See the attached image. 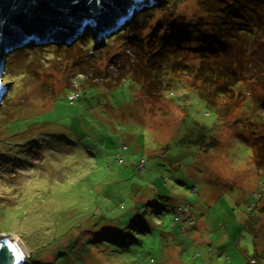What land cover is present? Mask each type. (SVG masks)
<instances>
[{"label": "rangeland", "instance_id": "obj_1", "mask_svg": "<svg viewBox=\"0 0 264 264\" xmlns=\"http://www.w3.org/2000/svg\"><path fill=\"white\" fill-rule=\"evenodd\" d=\"M152 1L160 3L134 11L111 36L99 39L90 28L72 40L93 31L87 45L66 51L49 49L55 41L30 40L5 56L0 236L14 234L32 251L25 264H206L214 255L226 264L231 255L211 237L226 225L234 228L237 218L238 236L250 239V256L256 246L264 251V198L256 196L263 193L264 169L253 158L264 144V129L257 130L264 125L256 124L254 135L244 127L247 119L264 121V12L261 20L235 24L226 64L239 57L240 72L255 80L243 85L244 106H224L218 115L194 89L178 87L150 103L138 85L112 91L106 85L109 73L128 79L140 74L162 45L187 47L196 41L198 22L209 26L221 5L242 3ZM131 26L136 28L122 41L110 43ZM185 53L182 66L195 70L199 58L192 50ZM174 76L190 84L182 73ZM81 86L83 95L85 87L95 86L98 103L83 98L70 106L69 92ZM195 122L218 139L217 147L202 152L178 145ZM118 153L123 163L116 162ZM141 159L146 164L139 172ZM186 202L191 209L184 218L195 226L174 214Z\"/></svg>", "mask_w": 264, "mask_h": 264}, {"label": "trees", "instance_id": "obj_2", "mask_svg": "<svg viewBox=\"0 0 264 264\" xmlns=\"http://www.w3.org/2000/svg\"><path fill=\"white\" fill-rule=\"evenodd\" d=\"M220 1L223 2V0ZM240 1L242 3H230L225 6L221 5L223 11L222 9L214 11V17L212 18V21H210L209 26L198 22L196 27V41H190L187 47H180L181 49H177L179 48L177 46V48L170 49L162 45L158 50L152 52L149 66H146L140 74H133L130 79H128V75L126 74L117 75L109 73L111 80L108 81V79H106V85H108L110 91L124 86L125 83H129V85L134 87L138 85L143 92V96L150 103L161 99L163 96L165 97L168 92L171 93L178 87H183L184 91L194 89L196 93L195 97L199 98L207 108L216 111L220 110V114L218 115H221V108L224 106L228 107L231 105V108L239 105L241 107L244 106L246 103V97H244L245 94L241 90L243 89V85H251L255 78L246 76L245 72L243 74L240 72L242 67L240 62H238L240 59L239 57L235 58L232 63L226 64L228 55L227 48L235 39L236 23L239 25L242 23L247 24L252 21L253 18L261 20L262 13L264 12V0ZM245 6H247L248 10L245 9ZM134 28H136V26L129 27L127 30L118 34L110 43H118L122 41V39L129 34V31H133ZM248 32V28H242L241 34L247 35ZM92 34L93 31H91L86 39L81 37L75 43H73L72 40L65 42L66 40L62 38L52 36V38L55 39V43L49 44L48 48L67 51L80 45H87L94 39V35ZM135 38L136 40L138 39V37ZM130 41L132 42L133 40ZM34 42H36L35 39L32 40V43ZM38 49L43 50L44 48L38 47ZM185 49L192 50L194 55L199 58V65L195 70L191 67L186 68L182 66L186 54ZM30 50L29 46L27 50L23 51V53H28ZM158 58L161 61L157 62ZM9 60V57H5L4 61L6 65ZM176 73H182L184 76H187L188 80H190V84L181 81L175 76L172 77V75H175ZM82 74H84L86 78L89 77L85 72L81 73V75ZM102 80H105V78L102 77ZM82 91L83 87L81 86L80 89L76 88L69 92L67 101L70 106L76 105L83 98L84 100H96L98 103L97 99H95L97 94L95 86L85 87V95H83ZM207 115H209V113H207ZM258 123L264 125L263 119L261 118L259 121L247 119L244 123V127H246V130L249 131L251 135H254L257 134L256 124ZM263 129L264 126L257 130L261 133ZM189 130L192 131L193 135L188 133ZM203 130L204 127L200 126L199 123H191L187 133L180 141L182 143H179L178 145H180L181 148L194 146L199 148L202 152H208L210 149L217 147L219 144L218 139L216 137L212 138L211 132L208 136L205 135L206 132ZM255 144L256 142H253V146ZM122 147L123 148L121 149L127 150L125 145ZM117 158L116 162H124V157L121 153H118ZM253 158L255 159L256 166L259 169H264V144L253 150ZM145 164V159H141L137 164V170L139 172L143 171L145 169ZM263 193L256 194L257 198H264ZM187 205H189L188 209H191L189 202H186L182 208L175 209L174 214L177 221L183 223L186 222L188 226H195V221L191 217H188L187 219L184 218L186 211L185 207ZM253 205H250L249 207H255ZM178 209L180 210L178 211ZM261 213L264 214V209L263 211L261 210ZM197 256H195L194 259H196ZM226 259L230 261L229 256H226ZM247 264H264L263 249L256 247L255 253L247 259Z\"/></svg>", "mask_w": 264, "mask_h": 264}, {"label": "water", "instance_id": "obj_3", "mask_svg": "<svg viewBox=\"0 0 264 264\" xmlns=\"http://www.w3.org/2000/svg\"><path fill=\"white\" fill-rule=\"evenodd\" d=\"M152 0H0V76L5 56L14 46L30 40L35 43L68 42L92 28L99 39L120 29L132 13ZM8 86L0 84V102ZM1 104V103H0ZM32 251L14 234L0 236V264H25Z\"/></svg>", "mask_w": 264, "mask_h": 264}, {"label": "crops", "instance_id": "obj_4", "mask_svg": "<svg viewBox=\"0 0 264 264\" xmlns=\"http://www.w3.org/2000/svg\"><path fill=\"white\" fill-rule=\"evenodd\" d=\"M237 224L234 228L229 225H226V229L222 231L221 234L215 235L211 238L218 239L219 249H224L226 254H230V261L226 264H244L243 256L247 259L250 257L251 243L249 238H245L243 235L237 234L238 229L241 226L240 220L236 219ZM257 227L253 226L251 230L256 232ZM259 240V239H258ZM236 243H239L238 245ZM237 249H234V248ZM257 247V246H256ZM206 264H222V260L217 258L216 255L213 256Z\"/></svg>", "mask_w": 264, "mask_h": 264}, {"label": "built area", "instance_id": "obj_5", "mask_svg": "<svg viewBox=\"0 0 264 264\" xmlns=\"http://www.w3.org/2000/svg\"><path fill=\"white\" fill-rule=\"evenodd\" d=\"M75 97H76V96H75ZM75 97H73V98H75ZM262 192H264V187L262 188ZM188 206H189V205H187V206L185 207V209L188 208Z\"/></svg>", "mask_w": 264, "mask_h": 264}, {"label": "bare ground", "instance_id": "obj_6", "mask_svg": "<svg viewBox=\"0 0 264 264\" xmlns=\"http://www.w3.org/2000/svg\"><path fill=\"white\" fill-rule=\"evenodd\" d=\"M1 103V102H0ZM19 238V237H18ZM20 239V238H19ZM20 241L22 242V240L20 239ZM23 243V242H22ZM24 245V244H23Z\"/></svg>", "mask_w": 264, "mask_h": 264}]
</instances>
